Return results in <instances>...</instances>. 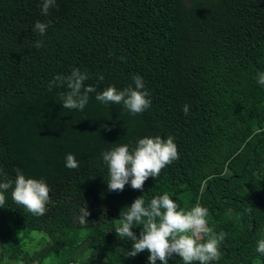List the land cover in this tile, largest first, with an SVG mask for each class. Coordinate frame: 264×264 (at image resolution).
Returning a JSON list of instances; mask_svg holds the SVG:
<instances>
[{
    "label": "trees",
    "instance_id": "obj_1",
    "mask_svg": "<svg viewBox=\"0 0 264 264\" xmlns=\"http://www.w3.org/2000/svg\"><path fill=\"white\" fill-rule=\"evenodd\" d=\"M41 5L0 0V182L19 169L50 188L42 216L4 193L0 264H147V251L125 257L132 242L115 228L137 197L147 206L164 193L181 209L207 208L225 234L211 264H264V0H56L48 15ZM38 20L51 21L44 35ZM75 68L97 92L139 75L151 106L131 115L93 92L82 111L63 108L66 85L49 83ZM155 136H171L179 159L143 191H108L102 152ZM69 153L78 169L65 166Z\"/></svg>",
    "mask_w": 264,
    "mask_h": 264
},
{
    "label": "clouds",
    "instance_id": "obj_2",
    "mask_svg": "<svg viewBox=\"0 0 264 264\" xmlns=\"http://www.w3.org/2000/svg\"><path fill=\"white\" fill-rule=\"evenodd\" d=\"M56 0H42L41 12L48 15ZM48 23L35 22L33 31L40 35L46 33ZM43 42L38 40L34 47L39 49ZM86 73L78 68L68 76L57 75L49 83L63 87L68 91L61 94L62 107L69 110L82 111L89 101V94L95 92V99L104 105H123L131 114H141L151 106L149 93L142 77L133 76V84L123 90L109 86L97 92L92 85H86ZM98 79L103 80V76ZM256 82L264 86V72L257 73ZM185 115L189 106L183 108ZM103 162L107 165L109 179L106 181L110 192H122L125 185L130 184L133 190L143 191L148 178H158L161 171L173 161L179 159L177 145L171 136L164 139L160 136L140 138L130 150L128 144H121L111 150L102 152ZM65 166L78 169L79 163L71 153L66 155ZM11 188V198L34 216L46 213V205L50 200V188L43 179L26 178L16 169L14 182H0V208L5 204V192ZM90 212L87 207L81 208L79 223L86 224ZM142 226L139 237L133 231ZM118 238L131 241V247L125 257H135L147 251V264H169L173 257H179L183 264H211L221 258L220 244L225 238L223 232L216 233L208 224V209L196 204L190 209H181L178 204L164 193L155 196L145 205L142 196L137 197L123 213L119 226L115 228ZM256 251L264 255V239L257 241Z\"/></svg>",
    "mask_w": 264,
    "mask_h": 264
}]
</instances>
